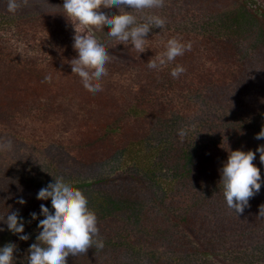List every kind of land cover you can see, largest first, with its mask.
<instances>
[{
    "label": "rangeland",
    "instance_id": "1",
    "mask_svg": "<svg viewBox=\"0 0 264 264\" xmlns=\"http://www.w3.org/2000/svg\"><path fill=\"white\" fill-rule=\"evenodd\" d=\"M62 2L63 0H20L18 9L9 12L5 7L6 0H0V81L4 82L12 71H18L21 75L18 85L9 86L8 89L7 86H0V144L11 141L10 147L0 148V211L3 201L13 194L21 195L20 191L12 190L14 185H11L9 179L17 177L20 181L22 179L26 187H30V183L38 180L40 172L46 174L48 180V174L51 176L59 171L76 181L78 172L83 178L86 168L95 165V161L87 162L91 160H87L83 153V149L93 138L99 139V142L102 140L104 145L111 147L117 143L122 146L125 137L120 136L127 135L125 128L121 127L120 135L119 131L112 133L110 128L112 119L116 118L115 113L122 109L125 110L127 123L134 128V134L141 136L146 130L154 142L160 143L159 147L188 149L194 155L201 156L200 152L208 149L202 157L207 158L206 162L210 166L219 167L226 159L227 152L223 148L227 147L225 140L230 148L245 151L248 150L247 146L255 150V146L262 145L260 139L254 138L250 127L246 126V132L243 129L238 138L233 130V134L226 138H216V146L213 147L211 141L215 139H210L217 134L215 128L219 127L220 121L215 116L211 118L208 110L222 111L216 107L223 100L224 113L219 116L220 120L225 118L226 124L227 119L237 117L243 123L252 125L256 116L257 121L263 124L264 117L253 107L256 105L254 97L260 92L249 77H257L263 73L264 78V41L258 43L259 39L252 36L255 31L264 29V0H203L200 4H196L194 0H164L162 7L146 10L164 17L166 22L162 28L153 27L146 34L148 48L144 52L137 55L130 45L116 44L114 38L105 37L106 46L111 48L108 49V54L112 63L109 64L107 74L101 77L103 86L100 91L87 88L79 75L71 72L69 64L74 55L72 33L73 28L78 25L62 14ZM239 6L248 8L256 18V23L251 24L250 29L248 27L237 38L236 35L232 36V46L227 45L230 46L228 54L219 55L224 47L219 41L224 40L222 37L211 41L212 48L207 50V43L203 42V35L206 33L204 18H223L225 11L230 12ZM195 25L197 30L185 37L190 27ZM108 26L102 22L100 27L106 32ZM159 29H163L162 33L157 32ZM197 31H200L198 35ZM97 32L99 33V29ZM175 32L178 35H174ZM173 35L182 42H191V48L184 51L187 53L184 57L185 60H194L192 67L196 66L198 71L190 69L191 61H183L185 73L179 80L180 85L183 84L180 89H171L166 81L155 82L152 76L146 79L150 72H161L164 67L173 63L172 61L159 69H150L146 64V60L148 63L153 59ZM242 42L244 47L241 46ZM253 42L258 44L254 45ZM254 60L258 62L255 70ZM140 73L145 74L146 82L142 83ZM263 78L261 84L263 81L264 85ZM203 117L206 122H211L202 124L205 122ZM164 120L167 123H162ZM159 124L163 138L156 134ZM91 125L96 127L90 129ZM210 128L213 131H209ZM180 129L186 131L185 136L179 135ZM206 132H209L208 140L205 134L201 135ZM88 135L96 137L85 140ZM249 138L251 140L247 142ZM233 144L237 147L233 148ZM145 151L118 153L119 161L113 158L115 152H112L107 157V167L118 172L141 159L146 161L143 156ZM106 152L99 153L96 161L105 158ZM255 156V162L260 161L258 154ZM209 158H216V161ZM153 160L154 154L148 164ZM146 169L147 167L142 171ZM93 175L94 173L87 179H92ZM159 178L164 179L161 176ZM168 183L169 180L161 186L165 187ZM109 187L110 193H116L118 189V194L122 191L120 185L114 186L110 182L105 184V189ZM171 192L168 189L167 195ZM146 197L138 190L129 193L126 201L132 205L141 202L138 206L144 212L145 206L153 199ZM35 200L39 202L37 198ZM188 201L190 203L192 199L189 198ZM32 203L37 208L35 202ZM160 209V204L155 205L152 209L154 218L150 216L148 220H144L142 215L138 222H131L132 218L116 214L118 222L124 224L119 239L112 228L105 225V221H99L97 238L103 239L104 246L83 256L81 264H88V256H93V263L104 264L106 256L102 254L107 249H115L123 257L124 261L120 260L119 264H165L161 262L163 252L167 253L176 247L172 233L180 236L183 231L181 225L163 230V226H159V221L155 218L161 213ZM30 212L33 211H28L26 219ZM116 218L113 221H117ZM37 228V220L30 223L24 231L26 239H20V234L9 230L4 236L0 233V245L8 241L16 245L13 264H26L27 248L31 239L35 238L34 231ZM255 241L258 242L259 251H254L250 245L242 247L239 251L242 259L239 261L230 259L225 248L215 249L216 253L206 259L199 260L197 257L192 260V264H264V257L261 256L263 251L260 250L264 246V238H256ZM163 260L171 264L166 259Z\"/></svg>",
    "mask_w": 264,
    "mask_h": 264
},
{
    "label": "trees",
    "instance_id": "2",
    "mask_svg": "<svg viewBox=\"0 0 264 264\" xmlns=\"http://www.w3.org/2000/svg\"><path fill=\"white\" fill-rule=\"evenodd\" d=\"M196 4H200L203 0H194ZM223 18H212L208 16L204 18L206 26L204 30L206 31L205 36L203 35V42L207 43L209 49L212 48L211 41L218 39L217 37H222L224 40H219L224 47L220 50L219 55L228 54V48L232 46L233 41L231 40L232 36L236 35V38L246 31L251 24H255L256 18L253 16V13L246 7L239 6L237 9H232L230 12H226ZM216 21V24L214 23ZM211 22V24H210ZM218 23L220 25H218ZM200 26V25H199ZM198 26V28H199ZM201 27V26H200ZM163 29L157 30V32L162 33ZM197 30V26H191L189 32L186 33L185 37L193 31ZM199 30V29H198ZM200 31H197V35ZM252 35L255 39H259L258 43L264 41V29H259L254 32ZM174 35H178L175 32ZM172 37H175V36ZM177 38V37H176ZM261 39V40H260ZM255 41V40H254ZM230 43V44H229ZM253 42L254 45L258 44ZM230 45V46H227ZM244 42L241 43V46L244 47ZM107 47V46H106ZM108 48V47H107ZM111 50V48H108ZM163 51L160 49L158 54ZM242 51V48H241ZM183 53L180 56H177L171 66H166L160 71L154 70L153 73L150 72L146 79L152 76L154 81L168 82L171 86V89H180L183 85L179 83V80L182 79L183 73L179 74L177 77H172L170 75V69L174 67L177 63L183 65V61H191L190 67L194 60H185ZM117 55L119 53L117 52ZM194 57V56H193ZM144 58V57H143ZM110 60L106 63V68L109 71ZM146 64L147 60H146ZM258 64L254 60V70L256 69L255 65ZM196 66L190 68L193 72L196 71ZM189 69V71H190ZM253 69V68H252ZM260 72V71H258ZM185 75V74H184ZM141 80L146 82L144 75L140 73ZM21 77L20 72L12 71L10 76L4 81H0V86H15L18 85V80ZM263 73L257 77H249V79L254 83V87H258L259 94L254 97L256 99V105H253L254 109H257L259 115L264 117V85ZM264 79V78H263ZM140 80V81H141ZM139 81V82H140ZM145 84V83H144ZM142 84V85H144ZM9 94H7L8 96ZM14 100L15 98H11ZM8 103V102H7ZM116 103V101L114 102ZM111 106H114L112 104ZM257 106V107H256ZM216 108L220 110H208V115L212 118L215 116L219 119V127L215 128L217 134L213 135L210 140L213 143V147L216 146L214 143L216 138L224 137L233 134V131L236 135V138L239 137L243 129L246 132V126H249L254 135L260 131L263 124L257 121V116L252 125H247L243 123L240 118L231 117L228 120V124L225 123V118L220 120L221 113H224L223 109V100H221ZM125 110L122 109L116 112V118L112 119L111 122V132L115 133L119 131L121 133V127L125 128L127 135H122L125 137L123 145L120 146L118 143L116 146L111 147L104 145L103 141L99 142V139L93 138L96 136L88 135L85 140L93 138L87 146L83 149V153L86 156L87 162H94L93 167H88L83 172V178L78 172L76 174L75 180L73 181L74 185L78 187L83 194L88 198V206L94 210L97 216V226L101 221H105V225H109L112 228L113 233L117 238H121L123 233V223L118 222L116 214H119L126 218H132L131 222H138L140 216L143 215L144 220H148L150 216L154 218V208L155 205L160 204L162 209L161 213L155 216L159 226H163V230L177 228L181 225L182 235H173V241H175V246L167 253L163 252V259H166L168 263L171 264H192V260L196 259H206L211 254H215V249H227L230 259H235L239 261L242 259L239 251L242 247L250 245L254 251L258 250V242L255 241L256 238H264V216H261L258 213L259 205L264 203V183H262L261 188L253 196L249 198L248 206L243 209L242 212L236 214V212L229 208L226 205V202L223 197L222 188L218 182L219 180V167L210 166L207 164L205 157H202L204 152H200L201 156L194 155L191 150L188 149H170V148H161L160 143H156L153 140V137L149 136L148 132L145 130L143 135L134 134V128L130 127L131 125L127 123ZM203 121L205 118L203 117ZM211 122V121H210ZM203 122L202 124L210 123ZM162 123H167V120H164ZM201 125V124H200ZM157 127L156 134H159L162 138V130L160 124ZM96 127L94 125L90 126ZM233 130V131H232ZM209 131H213L212 128ZM206 135L208 140L209 132L201 134ZM256 139V137H254ZM251 140L248 139L247 142ZM119 141V140H118ZM261 144L264 145V139H260ZM237 147L233 144V148ZM129 148V149H128ZM253 150L254 154L259 153ZM127 149L129 151H127ZM131 149V151H130ZM145 149V154L143 155L146 161L139 160V162H134L131 166H127L126 169L113 172L114 170L107 167L108 161L107 157L110 153L115 152L114 159L119 161L118 153H128L132 151L136 152L137 150ZM246 149H250L247 146ZM110 150H112L110 152ZM107 151L104 155L105 158L97 160V155L101 152ZM154 154V160L148 164L150 158ZM135 156V155H134ZM137 157V156H135ZM256 157V156H255ZM257 158V157H256ZM255 158V159H256ZM259 158V157H258ZM140 159V158H138ZM210 160L216 161V158H209ZM253 163H258L256 166L261 171V177L264 179V164L261 161ZM260 160V159H259ZM147 167L143 172L142 170ZM112 172V174H110ZM92 179L88 180L89 175L93 174ZM105 174V175H104ZM164 178L163 180L159 177ZM21 179V178H20ZM169 180L167 186L162 187L161 184ZM4 181V180H3ZM13 191H20L21 195L13 194L8 200L2 202V211L0 213L11 211L13 209L19 210V215L23 217L24 222V231L27 229L30 223L36 222V219L33 218L30 212L29 217L26 219L28 211L32 210L33 212L39 213L41 209L39 208V202L36 199V191L38 186L41 183L47 182L46 174L43 175L42 172L39 173V178L36 182L30 183V187H26L17 177L9 179ZM112 183L114 186L120 185L122 189L121 193L118 194L119 189L116 193H110V187L105 189V184ZM1 183V181H0ZM3 184V183H2ZM5 185V184H3ZM125 185V188L122 186ZM170 189L172 192L167 195V190ZM140 190L141 193L145 194V197H153L152 202H149L145 208L144 212L141 207L138 205L141 202L136 204H130L126 201L127 195ZM23 198L24 203H19L18 198ZM45 201L51 206V201L45 195ZM146 197V198H148ZM150 198V199H151ZM189 198L192 199V202L189 203ZM186 199V202H185ZM188 199V200H187ZM32 202H35L37 208H34ZM37 202V203H36ZM33 206V207H32ZM34 208V209H33ZM133 216H130V215ZM116 218L117 221H113ZM100 221V222H99ZM8 232V229L5 226L4 231H0L1 234ZM169 241L172 243V238L169 235ZM95 244L89 246L85 252L77 253L75 255L69 254L66 257V264H81L83 256L87 255L93 249H95ZM264 246L260 248L263 251L262 257H264ZM96 252V249L94 250ZM93 252V253H94ZM175 254V256H173ZM102 256H106L104 264H119L120 260H123V257L119 255L118 251L115 249H107ZM88 264H95L88 256ZM162 259V263L167 264ZM68 261V262H67ZM92 262V263H91ZM128 263V262H126ZM200 264V262H199Z\"/></svg>",
    "mask_w": 264,
    "mask_h": 264
},
{
    "label": "clouds",
    "instance_id": "3",
    "mask_svg": "<svg viewBox=\"0 0 264 264\" xmlns=\"http://www.w3.org/2000/svg\"><path fill=\"white\" fill-rule=\"evenodd\" d=\"M163 4L164 0H63L62 14L78 25L72 33L71 72L77 73L87 88L102 90L101 77L107 74L106 63L110 60L105 37L114 38L116 44L130 45L137 55L144 52L148 48L146 34L153 27L162 28L166 22L164 17L146 10L160 8ZM19 6L20 0H6L5 7L9 12H15ZM102 22L109 25L106 32L100 27ZM190 48L191 42L169 37L163 51L149 60L147 67L159 69ZM184 71V66L177 63L170 69V75L175 78ZM179 135L185 136L186 131L180 129ZM255 137L264 139V127ZM225 143L227 147H222L227 156L219 168L218 182L226 205L238 214L248 206L249 198L260 190L264 179L253 163L255 154L252 149H232L226 140ZM10 146V140L0 144V148ZM256 152L264 164V145H257ZM45 195L51 206L43 199ZM36 198L41 211L31 213L38 228L27 248L26 264H66L69 254L83 253L93 244L96 248H103V239L97 238L96 213L72 180L59 171L51 176L48 174L47 182L38 186ZM18 200L21 204L25 202L22 197ZM258 213L264 216V203L259 205ZM5 226L10 232L20 234V239L27 238L18 209L0 213V231H4ZM15 248L12 241L0 245V264H13Z\"/></svg>",
    "mask_w": 264,
    "mask_h": 264
}]
</instances>
